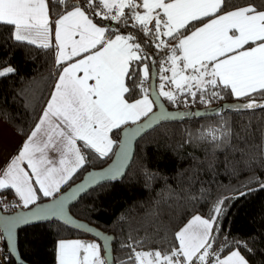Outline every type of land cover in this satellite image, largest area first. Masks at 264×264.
<instances>
[{
  "label": "snow or ice",
  "instance_id": "snow-or-ice-1",
  "mask_svg": "<svg viewBox=\"0 0 264 264\" xmlns=\"http://www.w3.org/2000/svg\"><path fill=\"white\" fill-rule=\"evenodd\" d=\"M0 32L16 47L34 46L50 54L55 69L41 112L30 131L16 129L25 139L0 167V191L14 189L24 208L35 205L28 216H0L5 247L12 244L16 228L29 221L55 217L71 223L67 201L85 189L81 185L64 195L62 186L91 160L116 157L102 175L123 177L135 162L130 149L137 136L188 115L170 111L161 98L176 108L204 105L206 115L214 116L221 110L208 106L226 95L248 99L226 105L225 112L264 109V7L254 3L229 9L227 0H0ZM161 51L165 55L157 60ZM17 73V67L0 61V78ZM0 118L7 119V112L0 110ZM219 119V128L199 136L189 132L185 142L210 138L214 147L227 143L229 121ZM50 151L58 152V158H50ZM260 151L264 155V141ZM141 172L145 187L157 177L166 179L147 166ZM87 182L98 184V175L90 173ZM254 182L264 188L259 177ZM43 198L51 203H38ZM189 198L204 197L190 193ZM228 200L218 198L207 216L194 215L165 247L145 250L142 239L129 236L121 244L129 255L115 264H251L248 256L259 237L221 233ZM103 241L59 240L57 264H114L109 237Z\"/></svg>",
  "mask_w": 264,
  "mask_h": 264
},
{
  "label": "trees",
  "instance_id": "trees-1",
  "mask_svg": "<svg viewBox=\"0 0 264 264\" xmlns=\"http://www.w3.org/2000/svg\"><path fill=\"white\" fill-rule=\"evenodd\" d=\"M77 2L71 0L72 4ZM227 3L229 9L246 3L264 7V0H227ZM6 37V33L0 32V61L7 60L18 68V73L0 78V110L8 114L7 119L0 118V121L16 133L18 127L27 133L51 91L55 69L50 54L45 55L43 50L34 46L16 47ZM164 55L165 52L161 51L156 59ZM155 83H159L158 77ZM20 92L24 93L23 96L17 95ZM247 99L236 100L226 95L208 106L219 107L218 116L188 119L187 115L181 122L161 123L136 143L135 162L131 163L120 182L100 185L70 207L73 217L113 236L114 264L129 255V249L121 248L129 236L133 240L142 239L141 247L145 250L165 247L172 242L175 231L196 214L207 216L212 204L221 197L230 198L220 219L221 233L237 238L259 237L254 244L250 241L254 254L248 259L251 264H264V188L254 182L255 177L264 180V155L260 151L264 141V109L224 111L226 105H238ZM161 101L170 111L180 114L205 108L200 104L176 108L163 98ZM26 103L29 104L27 108ZM219 116H225L229 121L231 135L227 143L221 142L220 147H214L210 138L185 142L190 139L189 132L199 136L202 132L219 128ZM111 159L91 160L62 186L61 191L78 182L87 171L104 167ZM209 164L213 165L211 169ZM143 166L166 179L157 177L145 187ZM201 188L206 189L203 194ZM248 188L253 190L248 191ZM241 191L245 195H239ZM190 193L204 198L193 201L189 198ZM12 196L8 190L0 191V198ZM49 199L43 198L38 203ZM16 235L18 254L25 264H57L59 240L99 243L57 221L24 227ZM8 264H15L10 254Z\"/></svg>",
  "mask_w": 264,
  "mask_h": 264
},
{
  "label": "water",
  "instance_id": "water-1",
  "mask_svg": "<svg viewBox=\"0 0 264 264\" xmlns=\"http://www.w3.org/2000/svg\"><path fill=\"white\" fill-rule=\"evenodd\" d=\"M151 82H152V80H151ZM218 108L219 107H214V108H210V109H218ZM154 111H156V109ZM206 111H207L206 108L201 109V110L196 109L194 112H190L188 114L187 118L188 119H192L194 117L195 118L208 117L209 115H206ZM193 113H198V114L197 115H193ZM182 120H183V118L179 119V120H176V121H171V122H181ZM141 123H143V121H141ZM163 123H170V122H163ZM156 127L157 126L153 127L152 129H147L144 132H142L139 136H137L136 139H134L133 142H132L130 151L132 153H135L136 143L143 136H145L149 131L153 130ZM115 160H116V157H112L111 161L108 164H106L104 167L99 168V169H93V170L87 171L86 173H84V175L82 176V178L78 182H76L75 184L71 185L65 191L62 192L64 195H72V193L76 192V190L81 185H84V189L85 190L76 192V194L74 196H72V198L70 200L67 201L66 212H67L68 216L71 219V223L65 224L62 220L54 217V218H49L48 220H45V221H29L28 223L21 224L20 226H18L16 228L15 233H14L13 242H12V244L9 247H7L8 252H9L11 258L14 260L15 264H25L20 259L19 254H18V250H17V235H16L17 231L22 229V228H24V227L36 226V225L44 224V223H47V222H50V221H57V222L65 225V226H67V227H69L71 229H74L76 231H80V232H82V233H84L86 235H89V236L93 237L95 240H97L102 245L104 243L103 237H105V236L109 237V241H108L109 251H110L111 255L113 256V254H112L113 236L102 232L100 229L88 224L85 221H81V220L76 219L75 217H73L71 215L69 209H70L71 206L75 205L85 194H87L92 189H94V188H96V187H98L100 185H103V184L120 182L125 177L126 174L123 177H120V178L110 179L109 177L102 175L105 172V170H107L110 166H112L114 164ZM127 171H128V169L126 170V173H127ZM90 173H95V174L98 175V179H99V183L98 184L92 185V186L88 185L87 177L89 176ZM59 195L60 194H58V196ZM48 203H51V199H49V200H47L45 202H42L40 204L43 205V204H48ZM34 207H35V205H33L32 207H30L28 209L19 208L15 212L10 213V214H2L0 212V216H4V217H15L17 215L28 216V215H30V213H31V211H32V209ZM78 225H83V227H78ZM88 229H91V231H88ZM97 233H100V237H97V235H96ZM3 238L5 240V243L7 244L8 243L7 237L4 236Z\"/></svg>",
  "mask_w": 264,
  "mask_h": 264
},
{
  "label": "crops",
  "instance_id": "crops-1",
  "mask_svg": "<svg viewBox=\"0 0 264 264\" xmlns=\"http://www.w3.org/2000/svg\"><path fill=\"white\" fill-rule=\"evenodd\" d=\"M81 75H82V73H81ZM54 83H55V81H54ZM51 90H52V88H51ZM48 97H49V95H48ZM45 103H46V101H45ZM6 137H8V139H9L8 141H10V149H9L8 153L3 152V148L5 147ZM24 139H25V137L21 138L16 132H14L11 128H9L3 122L0 121V158H1L0 167L4 166L7 162L10 161V159L16 154L17 150L21 146ZM57 147H59V145H57ZM58 155L59 154L56 151H50L49 152L50 158L56 159V158H58ZM3 156L5 157L4 161L2 160ZM24 166H25V168H27L26 165H24ZM6 190L10 191L14 197L18 198L15 195L14 189H6ZM20 206L22 209H26L22 205H20ZM30 206H33V205H29V207Z\"/></svg>",
  "mask_w": 264,
  "mask_h": 264
},
{
  "label": "built area",
  "instance_id": "built-area-1",
  "mask_svg": "<svg viewBox=\"0 0 264 264\" xmlns=\"http://www.w3.org/2000/svg\"><path fill=\"white\" fill-rule=\"evenodd\" d=\"M20 208L19 200L12 196V197H4L0 198V212L2 214H10L15 212L17 209ZM9 252L7 247H5L4 238L0 239V264H8V258L5 260L4 257H8Z\"/></svg>",
  "mask_w": 264,
  "mask_h": 264
},
{
  "label": "rangeland",
  "instance_id": "rangeland-1",
  "mask_svg": "<svg viewBox=\"0 0 264 264\" xmlns=\"http://www.w3.org/2000/svg\"><path fill=\"white\" fill-rule=\"evenodd\" d=\"M9 139H8V137H6V140H5V147L3 148V152H7L8 153V151H9V149H10V141H8ZM2 146V145H1ZM4 159H5V157L3 156L2 157V160L4 161ZM0 160H1V158H0ZM18 199V198H17ZM19 200V199H18ZM21 205V204H20ZM21 207V206H20ZM89 243H92V242H89Z\"/></svg>",
  "mask_w": 264,
  "mask_h": 264
}]
</instances>
